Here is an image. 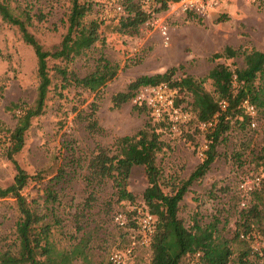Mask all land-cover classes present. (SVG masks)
<instances>
[{
    "label": "rangeland",
    "instance_id": "374dc122",
    "mask_svg": "<svg viewBox=\"0 0 264 264\" xmlns=\"http://www.w3.org/2000/svg\"><path fill=\"white\" fill-rule=\"evenodd\" d=\"M71 1L0 0L2 188L10 186L16 175L15 165L7 158L5 139L6 129L13 130L16 115L20 113V110L7 108L13 103H20L21 107L32 106L38 87L33 49L22 41L10 17L23 20L24 14L29 13L28 31L43 50L53 51L66 33V15ZM84 1L92 5L85 21L102 22L99 32L104 41L97 42L70 62L48 60L51 86L44 109L31 120L24 135L23 148L13 155V161L30 177L22 195L29 209L43 219L37 227L47 225L48 241L54 256H66L64 259L61 256L56 258L58 264H106L111 253L126 248L136 235V229L134 231L128 223L120 226L115 221L116 214L121 213L129 222L132 206H128L127 201H118L111 181L89 185L86 180L88 161L97 153L98 147L115 153L118 138L135 134L145 124L152 125L148 113L134 106L131 100L120 108H113L112 96L125 92L127 86L140 76L163 74L171 68L176 69L172 81L184 77L203 79L216 64H224L231 70L242 68V57L211 62L209 58L214 50L200 48L203 33L217 27L233 33V43L238 39L240 47H253L250 36L258 35L256 41L264 51V3L228 0L203 19L191 14H170V5L167 11L152 14L161 18L168 27L166 46L160 34L149 25L144 24L134 36L116 30L118 19L124 15L123 0H80ZM133 1L142 3V0ZM221 17L226 18L218 22ZM99 53L117 64L118 72L99 94L96 120L100 130L90 135L83 117L95 95L74 86L61 90V78L55 70L66 68L83 77L94 70ZM203 88L216 99L210 80H205ZM181 99L183 106L192 103L190 95H181ZM255 122L254 129L247 127L244 130L231 122V128L223 134L216 147V159L210 169L191 184L179 205L178 218L183 226L196 237L207 235L203 247L210 260L226 245L232 252L229 264H239V254L245 245L234 236L244 230L245 224L264 239V196L260 195L262 203L255 198L248 199L243 208L240 206L242 196L237 190L240 177L250 174L255 163L259 165L255 156L264 138V111L259 112ZM157 132L163 142V148L156 154L158 183L164 193L170 194L201 162L198 151L205 142L203 134L193 124L181 128L178 134L168 129ZM60 172H64L63 178L55 183L53 178ZM147 186L143 167H133L127 190L135 197L136 204L141 203ZM48 190H52V196L47 199ZM253 205L258 207L257 215L249 212ZM20 216L14 198L0 199V264L3 258L20 257L17 235ZM197 247L193 243L192 249ZM192 254L190 252L188 256ZM151 256L150 249L137 248L125 264H150ZM36 259L43 260L39 255ZM247 261L249 264H264V258L259 259L252 254Z\"/></svg>",
    "mask_w": 264,
    "mask_h": 264
},
{
    "label": "trees",
    "instance_id": "16d2710c",
    "mask_svg": "<svg viewBox=\"0 0 264 264\" xmlns=\"http://www.w3.org/2000/svg\"><path fill=\"white\" fill-rule=\"evenodd\" d=\"M176 2L178 0H151V3L145 4V0H142V3L123 0L124 15L118 19L116 30L129 36L137 35L140 28L153 17L152 14L167 11L169 6ZM91 11L92 5L88 1H71L69 13L66 15V33L59 46L53 51L43 50L35 37L28 31L31 20L29 13L24 14L23 20L18 17H10V22L18 28L22 41L33 49L37 62L38 87L32 106L24 105V107H21L20 103H13L7 108L10 111L20 110V113L16 115V124L13 130L6 129L5 139L8 144L6 147L7 158L15 165L16 175L10 186L0 187V199L12 197L18 205L21 215L17 223L20 257L18 259L3 258L2 264H58L56 258L61 256H54L53 247L48 241V226L39 225L37 227L38 223L43 220L42 217L36 215L27 206L22 191L28 185L30 177L13 161V155L23 148L24 135L30 127L31 120L39 116L44 109L51 86V77L48 74L47 67L48 60L61 59L70 62L90 50L97 42L104 41L101 39L99 32L102 22L96 20L85 21ZM225 18L221 17L218 22ZM236 57H242V68L231 70L224 64H216L203 79L184 77L178 81L171 80V77L176 73V69L171 68L163 74L140 76L127 86L125 92L118 93L111 98L113 108L117 109L124 103L129 102L139 87L157 85L162 82L168 83L176 90L175 103L177 106L183 105L181 95L191 96L192 103L184 106L187 111L193 114V118L187 126L193 124L203 134L204 142L207 144L201 162L188 179L170 194L164 193L158 183L159 170L156 165V154L163 148V142L160 140L157 130H169V124L166 120L153 121L149 116L152 125L145 124L135 134L117 139V152L111 154L107 150L98 147L97 153L88 161L86 180L89 185L109 180L118 201H127L128 206L142 208L155 217V235L147 247L152 253L150 264H189L192 258L191 255L188 256L190 252L193 253L192 255L195 253L200 254L201 264H229L232 252L228 246L225 245L218 255L210 260L209 253L204 251L203 247L206 245L207 235H203V237L194 236L190 230L183 226L182 221L178 218V212L179 205L191 184L201 179L215 161L216 147L223 134L231 128V122L238 125L242 130L249 127L251 118L241 108L242 101L249 100L255 105L257 115L259 112L264 111V52L257 50L254 46H244L236 49L226 46L221 52L213 53L209 60L215 62L219 59L231 60ZM55 71L61 78V90L74 86L95 95V100L88 105V112L83 120L85 129L90 135L97 133L100 130L96 120L99 94L116 77L118 65L108 60L103 53H99L94 70L83 77H78L66 68H56ZM205 80L212 82L216 99L204 90L203 83ZM222 101L226 103L225 110L220 108L219 103ZM137 108L147 112L144 108ZM214 118L216 122L212 128L207 131H201L198 128L200 123ZM255 160L259 162V165L255 163L252 171L259 172L264 169V138ZM136 166L143 167L148 184L139 204L134 202L135 197L127 190V181L132 168ZM63 175L64 172L56 175L53 178L55 183L62 179ZM260 195L264 196L261 192H255L250 199L255 198L256 201L262 203ZM51 196L52 190H48L47 199ZM257 208V205H253L249 212L257 215ZM134 214L130 211L128 224L135 231ZM240 234L258 233L252 231V228L245 224L244 230L234 236V239H239L245 245V249L239 254V264H249L247 259L252 254L250 244L248 241L240 239ZM41 242L44 245H41ZM193 243L198 246V249H192ZM37 255L41 256L43 260L36 259ZM61 257L62 259L66 258L64 255ZM255 257L264 258V256ZM106 264L108 263L106 262Z\"/></svg>",
    "mask_w": 264,
    "mask_h": 264
},
{
    "label": "built area",
    "instance_id": "2783aa9c",
    "mask_svg": "<svg viewBox=\"0 0 264 264\" xmlns=\"http://www.w3.org/2000/svg\"><path fill=\"white\" fill-rule=\"evenodd\" d=\"M150 0H145V4ZM228 0H178L172 3L169 9L170 14H191L197 18L203 19L208 16L211 11L219 8ZM253 3H264V0H250ZM120 10V7H118ZM145 25H149L152 29L160 34L164 44L168 45V27L164 21L158 17H152ZM134 106L144 108L153 121L166 120L169 124V131L179 133L181 128H186L188 122L193 118L192 114L187 111L183 105H176V90L168 83L162 82L157 85H147L139 87L131 99ZM221 110L226 109V103H219ZM241 108L244 113L251 118L249 127H256L257 109L249 100H244L241 103ZM216 118V117H215ZM207 122H202L198 125L201 131H207L212 128L216 119ZM207 149L206 143H203L202 148L198 151L199 158L204 156V151ZM237 190L242 196L240 202L241 207L246 206V201L250 199L255 192H261L264 195V169L259 172L252 171L250 174L240 177L237 184ZM134 212L133 219L136 222V235L132 238L129 245L119 251L111 253L107 259L108 264H125L131 258L137 248H147L152 238L155 235V217L139 207H132ZM115 221L120 226L127 225V218L121 213H117ZM240 239L246 240L250 244L252 255L264 256V239L258 234H240ZM192 258L189 264H201L199 253L191 255Z\"/></svg>",
    "mask_w": 264,
    "mask_h": 264
},
{
    "label": "crops",
    "instance_id": "0c3cea01",
    "mask_svg": "<svg viewBox=\"0 0 264 264\" xmlns=\"http://www.w3.org/2000/svg\"><path fill=\"white\" fill-rule=\"evenodd\" d=\"M230 17V16H229ZM233 33H229L225 31L222 27H217L213 30L205 31L203 33L201 42V47L204 50L213 49V53L221 52L226 46L232 47L236 49V47H240L241 44L239 40H236V43H233L234 37H231ZM258 36V35H257ZM256 35H251L250 40L254 43L253 46L259 50L263 51L262 47L259 46V43L256 41Z\"/></svg>",
    "mask_w": 264,
    "mask_h": 264
}]
</instances>
